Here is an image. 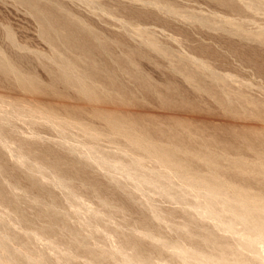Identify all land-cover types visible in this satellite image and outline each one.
<instances>
[{
  "label": "rangeland",
  "instance_id": "1",
  "mask_svg": "<svg viewBox=\"0 0 264 264\" xmlns=\"http://www.w3.org/2000/svg\"><path fill=\"white\" fill-rule=\"evenodd\" d=\"M34 1L30 0L31 4L29 0H0V59L3 60L0 63L16 67L17 72L31 76L49 92L53 91L48 87L51 81L64 70L73 69L78 75L92 66L101 75L93 80L96 85L92 86L98 94L102 90L97 88H104L103 93H107L105 97L102 93L101 97L113 100L112 105L108 102L110 107L117 108L118 100L120 108L136 111L140 107L142 111L158 114L159 122L144 119L150 125L137 127L143 134L146 131L145 137L151 136L155 143L158 141L157 144L172 150H177L181 144L186 147L192 140L188 142L192 149L179 146V153L189 154L178 153V158L191 165L195 174L192 171L190 175L185 171L177 174L160 166L157 160L130 144L118 132H112L101 120L87 116L78 118L81 123L84 120L86 129L59 125L56 120H47L38 112L40 109L31 107L29 111L30 107L12 104L13 96L24 91L16 86L14 75L5 78L0 74V92L8 97L4 101L0 98V196L4 195L0 197V264H207L208 259L220 256V251L232 262L263 264L264 242L258 240L253 248L248 247L244 242L249 236L247 227L239 222L232 223L236 232L227 230L226 225L232 220L229 213L221 209L222 204L217 209L227 213L219 211L224 217L222 221L204 213L210 197L201 179L212 178L213 184L221 185L223 196H229L230 201L234 199L231 203L241 202L235 188L243 185L251 197L258 198L249 195L251 200H247V205L252 203L249 208L264 211V183L260 182H264V140L259 141L255 135L247 136L255 147L244 135L233 129L230 133L226 130L227 125V129H231L229 125L234 124L238 128L264 126V1ZM49 14L53 16L51 19ZM58 27L65 29L62 31L63 28ZM50 28L52 32H48ZM54 30H61L63 34ZM54 38L59 41L52 42ZM76 44H80L79 47ZM68 45L76 47L72 49ZM56 84L53 88L66 95L64 100L85 102L81 98L80 101L74 90L59 82ZM108 91L114 97L111 98ZM119 97L124 102L119 101ZM240 99L241 103H237ZM163 101H167V105ZM226 104L231 105L228 106L230 110ZM253 104L260 105L256 108ZM248 110L257 114L249 115ZM172 115L185 116L187 120L175 122L177 119ZM194 118L199 119L195 122ZM189 119L191 122L193 119L192 124ZM194 122L199 127H195ZM216 122L218 124H214ZM174 123L175 128L177 123L184 128L179 126L173 130ZM168 128L175 132L172 134ZM192 128L197 130L191 132ZM178 130L187 133L182 131L183 135L179 131L177 134ZM160 133L171 134L172 140L171 135L168 140V136L163 138ZM181 134L186 137L184 140ZM175 135H181L182 143L174 140L178 138ZM209 137L212 140L205 144L204 140ZM168 141L174 148L165 144H169ZM193 144H197L195 148ZM182 154L186 156L183 158ZM204 155L206 158L213 156L214 167L204 164ZM188 156H193L197 162L192 158L188 161ZM137 159L142 162L140 166ZM237 160L241 164L245 162L242 166L247 169L243 166L239 170L241 164H236ZM234 165L238 167H232ZM239 212L246 214L244 209ZM197 234L205 237L201 239L203 242ZM221 246L224 250L220 248L219 251Z\"/></svg>",
  "mask_w": 264,
  "mask_h": 264
},
{
  "label": "bare ground",
  "instance_id": "2",
  "mask_svg": "<svg viewBox=\"0 0 264 264\" xmlns=\"http://www.w3.org/2000/svg\"><path fill=\"white\" fill-rule=\"evenodd\" d=\"M34 0H32V2H33ZM249 1V0H248ZM251 1V0H250ZM260 1V0H259ZM264 0H262V2H263ZM32 2H30V0H29V3H31L32 4ZM35 2V1H34ZM235 2V1H234ZM242 2V1H241ZM36 3V2H35ZM35 3H34V5H35ZM230 4H231V1L229 2ZM248 3V2H247ZM222 4H224V3H222ZM227 3H225L224 5H226ZM253 4V3H252ZM33 5V7H34V9H35V6ZM31 6V5H30ZM234 5L232 4V7H233ZM235 6H237V4L235 5ZM241 6H242V4H241ZM252 6V5H251ZM245 7V6H244ZM228 8V7H227ZM235 9V8H234ZM36 10H37V7H36ZM49 11V10H48ZM41 12H43L42 10H41ZM41 12H39V14L41 13ZM47 12V11H46ZM45 12V14H46V16H47V13H49V12H47L46 13ZM51 12V11H50ZM234 12H236V11H234ZM239 12V11H238ZM37 13H38V10H37ZM52 13V12H51ZM260 13V12H259ZM52 15V14H51ZM210 15V14H209ZM40 16H41V14H40ZM49 16H50V14H49ZM53 16H50V19L52 18ZM43 18V17H42ZM46 19V18H45ZM45 19H40V20H45ZM54 19H55V16H54ZM203 19V18H202ZM226 19V18H225ZM231 19V18H230ZM38 20H39V17H38ZM223 20V19H222ZM49 21H51V20H49ZM45 22H47V20H45ZM52 23H53V25H58V24H55L54 23V20H52L51 21ZM56 22V21H55ZM48 23V22H47ZM44 24V23H43ZM204 24V23H203ZM229 24V23H228ZM231 24V23H230ZM58 26H61L60 24L58 25ZM55 27H57V26H55ZM68 27H69V25H68ZM73 27V26H72ZM72 27H70V29H72ZM83 27V26H82ZM59 29H62V28H60V27H58ZM44 29V28H43ZM64 29L65 28H63V30L62 31H64ZM66 29H68L67 27H66ZM73 29H74V27H73ZM80 29V28H79ZM49 29H47V31H48ZM52 30V28H50V30L48 31V32H50ZM69 30V29H68ZM75 30H76V32H77V29L75 28ZM219 30V29H218ZM46 31V30H45ZM53 31V30H52ZM51 31V32H52ZM55 31V30H54ZM58 30H56L55 32H57ZM62 31L60 30V31H58V33L59 32H61V35L63 34L62 33ZM67 31V30H66ZM72 31V30H71ZM70 31V32H71ZM74 31V30H73ZM242 31V30H241ZM75 32V31H74ZM73 32V34H76V32L74 33ZM47 34V33H46ZM55 34V33H54ZM60 34V33H59ZM68 34H70V33H68ZM67 34V35H68ZM72 34V33H71ZM47 35H49V33L47 34ZM53 34L51 33V35L50 36H52ZM66 35V34H65ZM59 36V35H58ZM69 36V35H68ZM72 36V35H71ZM70 36V37H71ZM53 37V36H52ZM52 37H49V39L50 38H52ZM63 37V36H62ZM75 37V36H74ZM57 38V37H56ZM61 38V37H60ZM72 39H77V38H73V37H71ZM59 39V38H58ZM53 41L52 42H54V40H55V38L54 39H52ZM62 40H64V39H62ZM78 40H80V39H78ZM81 40H83V39H81ZM55 41H59V40H55ZM77 41V40H76ZM147 41V40H146ZM149 41V40H148ZM262 41V40H261ZM60 42H61V39H60ZM63 42V41H62ZM69 42H70V38H69ZM74 42V41H73ZM78 42H80V41H78ZM78 42H77V44H78ZM88 42V41H87ZM64 43H65V41H64ZM63 43V44H64ZM76 43V42H75ZM80 43H82V42H80ZM261 43V42H260ZM67 44H71V43H67ZM76 44V45H77ZM84 44H85V42H84ZM152 44V43H151ZM154 44V43H153ZM76 45H73L74 47H76ZM80 45V44H79ZM79 45H77L78 47H79ZM88 45V44H87ZM69 46V45H68ZM82 46H83V44H82ZM81 46V47H82ZM65 47V46H64ZM72 48V46L70 45L69 46V48H72V49H75V48ZM77 47V48H78ZM86 48V47H85ZM79 49V48H78ZM83 49H84V47H83ZM86 49H88V48H86ZM85 50V49H84ZM83 51V50H82ZM87 51H89V49L87 50ZM87 53H89V52H87ZM232 53V52H231ZM82 54V53H81ZM83 56V55H82ZM80 58H82V57H80ZM77 60H78V56H77V58H76ZM249 60V59H248ZM1 61H3V60H1L0 59V62ZM245 61V60H244ZM65 62V61H64ZM72 62V61H71ZM80 61L78 60V65L80 64L79 63ZM82 62V61H81ZM89 62V61H88ZM201 62V61H200ZM246 62V61H245ZM3 63H5V62H3ZM73 63L75 64V62H74V60H73ZM94 63V62H93ZM2 63H0V74L3 76V77H5V78H7L9 75H14V77H15V80L17 81V84L18 85H16V86H18L19 87V89L21 88V90H23L24 91V93H22L21 95H14L13 96V99H11L12 100V104H16V103H18V104H20V106L21 105H23V108L24 107H30L29 108V111L30 110H32L31 109V107H35L37 110L38 109H40V111H38V112H40V114H42L47 120H56L57 122H58V124L59 125H62V124H66V125H69V126H76V127H81V128H87L86 127V125L84 124V120L82 121V123H81V121L78 119V118H80V117H82V116H87V118H90L91 117V119H98V120H101V121H103L108 127H109V129L110 130H113L112 132H118L122 137H124L126 140H128V142H130V144H133V145H135L138 149H140V150H142V151H144V152H146V154H148V156H150V158H154L155 160H157V162L159 163V164H161L160 166H164V167H166V169L168 168V169H170L171 171H173V172H175V173H177L178 174V171H185L186 173H188L189 175L190 174H192L193 173V171H192V166L190 165L189 166V164L188 165H186L185 163H183L185 160H183V162L178 158V153H179V146H181V147H185V146H183V144H181V145H179L178 146V151L177 150H172V149H168L167 147H165V146H162V145H160V144H157V143H159L158 141H157V143H155L154 142V140H152V138H150V137H145L144 135L146 134L147 135V133H146V131H145V134H143L142 133V131L141 132H139V130L137 131V127H143L145 124V126H149L150 124L149 123H146V122H144L143 120L144 119H149V120H155V122L159 119V116H158V114L156 113H154V112H152V113H150V112H148V110H147V112H145V110L144 111H142V109L139 107V109H141V110H139V109H137L136 111H132V110H130V109H126V107H124V108H120V107H122V105L121 104H119L120 105V107H119V105H118V100H116L117 101V103H115V104H117V108H114V107H110L109 105H108V102H110L109 104L110 105H112L113 103L111 102V101H113L112 99H110V98H108L110 95H111V93L109 92L108 93V97H106V98H108V100L107 99H104V98H102L101 96L104 94L103 93V87L100 89H98L97 88V90H102V92H100V94H98L99 93V91H96V89H95V83H93V80H96L98 77L100 78L101 77V75L99 76L98 75V71H96V69L95 68H92V64H90L89 66H91L89 69H87V72H85V73H79L78 75L73 71V69H67L66 71L64 70L61 74H59V75H57V77L55 78V81H51V83L49 84V86L48 87H51V90H53V91H51V92H49L48 91V89L47 88H45V86H42V85H40L38 82H36V80H34L33 78H31V76L30 77H26V76H24V75H22L21 73H19V72H17L16 71V67L15 68H13V67H11V66H9V65H1ZM73 64V65H74ZM86 64V63H85ZM88 64V63H87ZM72 65V66H73ZM71 66V65H70ZM70 66H68V67H70ZM71 66V67H72ZM76 66V65H75ZM74 66V67H75ZM205 66V65H204ZM77 67V66H76ZM95 67V66H94ZM73 68V67H72ZM78 69V68H77ZM75 70V69H74ZM59 71V70H58ZM76 71V70H75ZM76 74V75H75ZM33 76V75H32ZM108 76V75H107ZM214 76V75H213ZM232 76V75H231ZM215 77H216V75H215ZM111 78H112V76H111ZM213 78V77H212ZM91 79H92V81H91ZM113 79V78H112ZM189 79V78H188ZM220 79V78H219ZM111 80V79H110ZM109 80V81H110ZM190 80H191V78H190ZM15 81V82H16ZM217 81V80H216ZM60 83V84H62V86L64 85V86H66L67 88H70V89H72V90H74V93L76 94V96H78L79 97V99L81 98L83 101H85V102H83V103H76V102H73L72 101V103L71 102H69V101H71V100H64L65 98H66V95L63 93V92H56L55 90H54V86H57V84L56 83ZM97 82V81H96ZM112 82V81H111ZM219 82V81H218ZM217 82V83H218ZM222 82V81H221ZM223 82H224V80H223ZM99 83V82H98ZM149 83V82H148ZM215 83V82H214ZM220 83V82H219ZM92 84L94 85V86H92ZM111 84V83H110ZM223 84V83H222ZM220 85V84H219ZM219 85H217L218 87H219ZM1 86V85H0ZM228 86V85H227ZM17 87V88H18ZM97 87H99V86H97ZM109 87V86H108ZM221 88V87H220ZM2 89H4V88H2ZM113 89V88H112ZM115 89V88H114ZM224 89V88H223ZM56 90H58L57 88H56ZM106 90V89H105ZM104 90V91H105ZM226 90V89H225ZM107 91V90H106ZM120 91V90H119ZM119 91H117V92H119ZM222 91H224V90H222ZM214 92V91H213ZM14 93V92H13ZM66 93V92H65ZM73 93V94H74ZM103 93V94H102ZM107 93V92H106ZM105 93V94H106ZM230 93V92H229ZM6 94V93H5ZM18 94H20V93H18ZM102 94V95H101ZM105 94H104V96L103 97H105ZM116 94V93H115ZM118 94V95H117ZM116 95L117 96H119V94L120 93H117ZM122 94H123V92H122ZM7 95V94H6ZM6 95L4 96V94H2L1 92H0V98H3L2 100L4 101V98H6ZM100 95V96H99ZM225 95H227V94H225ZM238 95V94H237ZM113 96V95H112ZM112 96H110L111 98H112ZM126 96V95H125ZM239 96V95H238ZM114 97V96H113ZM117 97H115V99H116ZM228 98V97H227ZM242 98V97H241ZM245 98V97H244ZM6 99H8V97L6 98ZM80 99V101H82ZM125 99V98H124ZM166 99V98H165ZM1 100V99H0ZM10 100V101H11ZM122 101V98H120L119 97V101ZM215 100V99H214ZM220 100V99H219ZM236 100V99H235ZM77 101V100H76ZM229 101V100H228ZM244 101V100H243ZM250 101V100H249ZM87 102V103H86ZM122 102H124V101H122ZM164 102V101H163ZM235 102H237V101H235ZM84 103H86V104H84ZM119 103H121V102H119ZM170 103V102H169ZM217 103V102H216ZM237 103H241V99H240V102H237ZM250 103V102H249ZM252 103V102H251ZM250 103V104H251ZM123 104V103H122ZM133 104V103H132ZM164 104H166L167 105V101H165L164 102ZM220 104H222V102L220 103ZM170 105H172V104H170ZM224 105V104H223ZM247 105V104H246ZM254 105V104H253ZM252 105V106H253ZM259 105L260 104H258V105H256V106H258L259 107ZM127 106H129V105H127ZM168 106H169V104H168ZM226 106L228 107V106H231V105H228V104H226ZM226 106H223V107H225L226 108ZM255 106V105H254ZM253 106V107H254ZM255 106V107H256ZM132 107H134V106H132ZM131 107V108H132ZM220 107V106H219ZM233 107V109H234V106H232ZM231 107V108H232ZM244 108H246L245 106H243ZM248 107V106H247ZM255 107L253 108V110L255 109ZM262 107V106H261ZM264 107V106H263ZM136 108H138V107H136ZM171 108V107H170ZM175 108V107H174ZM224 108V111L225 110H227V111H229L230 110V108H229V110L228 109H225ZM241 109H242V107H240ZM257 108V107H256ZM22 109V108H21ZM133 109V108H132ZM233 109H231L232 111H233ZM246 109H248V108H246ZM25 110V109H24ZM35 110V109H34ZM256 111L258 110V109H255ZM263 110H264V108H263ZM262 110V111H263ZM36 111V110H35ZM158 111V110H157ZM247 111V110H246ZM33 112V111H32ZM248 112H249V110H248ZM248 112H246L247 114H248ZM258 112V111H257ZM257 112H256V114H257ZM36 113H37V111H36ZM172 113V112H171ZM228 113V112H227ZM251 113H253V112H251ZM250 112H249V115L251 114ZM255 113V112H254ZM263 113V112H262ZM261 113V114H262ZM29 114V113H28ZM34 114V113H33ZM32 114V115H33ZM170 114V113H169ZM174 114V113H173ZM178 114H180L179 112H178ZM232 114V113H231ZM235 114V113H234ZM256 114H254V115H256ZM261 114H260V116H261ZM160 115V114H159ZM166 115V114H165ZM177 115V114H176ZM185 115H187V118H189L188 117V114H185ZM192 115V114H191ZM239 115V114H238ZM248 115V116H249ZM251 115H253V114H251ZM253 115V116H254ZM258 115H259V113H258ZM162 116V115H161ZM175 116V115H174ZM194 116V115H193ZM198 116V115H197ZM204 116V115H203ZM206 116V115H205ZM233 116V115H232ZM259 116V117H260ZM262 116H263V114H262ZM163 117H164V114H163ZM169 117V116H168ZM167 117V119H169V120H171L170 118H168ZM172 117H173V115H172ZM185 117V116H184ZM184 117H182V116H176V117H173V118H176L177 120L175 121V122H182L183 120H185L186 119V117L184 118ZM192 117V116H191ZM207 117V116H206ZM234 117V116H233ZM250 117V116H249ZM257 117V116H256ZM258 117V118H259ZM264 117V116H263ZM44 118V119H45ZM86 118V117H85ZM86 118V119H87ZM184 118V119H183ZM211 118V117H210ZM235 118V117H234ZM239 118V117H238ZM261 118V117H260ZM199 119V118H198ZM197 119V120H198ZM205 119V118H204ZM208 119H209V116H208ZM217 119V118H216ZM236 119H237V117H236ZM240 119H242L241 117H240ZM262 119V118H261ZM82 120V119H81ZM160 120H161V118H160ZM165 120V119H164ZM187 120V119H186ZM194 120H195V118H194ZM197 120H195V122L197 121ZM205 120H207V118L205 119ZM213 120L214 119H212L211 120V122H213ZM219 120V119H218ZM7 121V120H6ZM86 121V120H85ZM143 121V122H142ZM146 121V120H145ZM189 121H190V119H189ZM189 121H187V122H189ZM204 121V120H203ZM209 121V120H208ZM208 121H206V124L207 123H210V122H208ZM217 121V120H216ZM232 121V120H231ZM231 121H228V122H231ZM253 121V120H252ZM255 121V120H254ZM253 121V122H254ZM88 122V121H87ZM141 122H142V124H141ZM147 122H148V120H147ZM154 122V123H155ZM157 122H159V120L157 121ZM160 122H162V121H160ZM186 122V121H185ZM192 122H193V119H192ZM192 122L190 121V124H192ZM194 122V123H195ZM202 122V121H201ZM244 122V121H243ZM247 122V121H246ZM251 122V121H250ZM92 123V122H91ZM164 122H162V124H163ZM198 123V122H197ZM199 123H200V121H199ZM232 123V122H231ZM230 123V124H231ZM256 123H257V121H256ZM255 123V124H256ZM88 124V123H87ZM155 124H157V123H155ZM165 124V123H164ZM175 124L176 123H174V127H173V125H172V128H173V130H175L177 127H179L180 125H178V123H177V127L175 128ZM185 124V123H184ZM190 124L188 125V127L190 126ZM196 124V123H195ZM213 124V123H212ZM214 124H218L217 122L216 123H214ZM233 124V123H232ZM241 124V123H240ZM259 124V123H258ZM262 124V123H261ZM143 125V126H142ZM170 125V126H171ZM194 125V124H193ZM197 125V124H196ZM196 125H194L195 127H199L198 125L196 126ZM204 125V124H203ZM224 126H225V123L223 124ZM236 124H234V126H231L230 127V125H229V128H231V129H227L228 128V125L226 126L227 128H226V130H228L227 132H229L230 133V130H232L233 129V131H235V132H237V133H240V134H242V135H244L246 138H248L247 136H250V135H255L256 136V138H260L259 139V141L260 140H264V126H262V125H259V126H261V127H258V125L256 126V125H245V126H243V127H240V128H238L237 126H235ZM186 126V125H185ZM223 126V127H224ZM241 126V125H240ZM153 127H154V125H153ZM181 127V126H180ZM204 127V126H203ZM14 128V127H13ZM63 128V127H62ZM75 128V127H74ZM149 128V127H148ZM159 126L157 127V130H159ZM175 128V129H174ZM182 128V127H181ZM180 128V129H181ZM184 128V127H183ZM182 128V129H183ZM186 128V127H185ZM189 128H191V127H189ZM188 128V129H189ZM217 128H219V129H221L220 127H218L217 126ZM84 129V130H85ZM89 129V128H88ZM144 129V128H143ZM168 129H170V128H168ZM179 129V128H178ZM187 128H186V130H188ZM201 129V128H200ZM199 129V130H200ZM204 129V128H203ZM213 129V128H212ZM71 130H72V128H71ZM91 130H94V129H92L91 128ZM109 130V131H110ZM141 130V129H140ZM167 130V129H166ZM192 130V131H191ZM190 131L191 132H193V131H196L195 129L193 130V128L191 129ZM198 130V131H199ZM87 131V130H86ZM148 131V130H147ZM152 131V130H151ZM154 131V130H153ZM163 131V130H162ZM168 131H170L172 134H173V132H175V131H173L172 132V129H170V130H168ZM179 131H181V130H178V132H177V134H179ZM182 131H184L185 132V130H182ZM181 131V132H182ZM190 131H189V133H190ZM200 131H202V130H200ZM232 131V132H233ZM1 133H2V131H0ZM83 132V131H82ZM82 132H80V133H82ZM89 132V131H88ZM149 132H150V130H149ZM159 132H161V131H159ZM165 132V131H164ZM164 132H162V133H164ZM184 132H182V134L184 133ZM203 132V134H204V131H202ZM0 133V134H1ZM36 133V132H35ZM90 133V132H89ZM92 133V132H91ZM162 133H160L162 136H163V138H164V136H168L167 138H168V140H169V138L172 140V135L171 134H169V135H171L170 137H169V135H164V134H167L166 132L164 133V134H162ZM185 133H187V132H185ZM197 133V132H196ZM228 133V134H229ZM234 133V132H233ZM87 134V133H86ZM93 134V133H92ZM102 134V133H101ZM105 134V133H104ZM154 134V133H153ZM155 134H157V133H155ZM160 134L158 135V136H160ZM176 134V133H175ZM181 134V135H182ZM191 134V133H190ZM189 134V135H190ZM198 134V133H197ZM83 135H85V134H83ZM95 135V134H94ZM93 135V136H94ZM150 135V134H149ZM151 135H152V133H151ZM181 135H175L176 137H178V138H175V137H173V139L174 140H177V139H179V137L181 136ZM184 135V134H183ZM183 135H182V137H183ZM185 135H188V134H185ZM196 135V134H195ZM195 135H192V136H195ZM198 135H200V134H198ZM229 135H231V134H229ZM235 135V134H234ZM237 135V134H236ZM73 136V135H72ZM153 136V135H152ZM157 136V135H156ZM191 136V135H190ZM190 136H188V137H190ZM197 136V135H196ZM195 136V137H196ZM90 137H91V135H90ZM98 137V136H97ZM102 137V136H101ZM103 137H105V136H103ZM208 137V136H207ZM207 137H204L205 139H207ZM211 137V136H210ZM209 137V138H210ZM234 138H235V136H233ZM241 137V136H240ZM110 138V137H109ZM184 138H186V137H183V139L182 140H184ZM191 138V137H190ZM197 138H201V137H198L197 136ZM208 138V140H204L205 141V144H206V141H209V140H212L211 138L209 139ZM104 139V138H103ZM148 139H151L152 140V142H151V140L149 141ZM202 139V138H201ZM238 139V138H237ZM242 139V138H241ZM245 139V138H244ZM95 140V139H94ZM93 140V141H94ZM114 140V139H113ZM112 140V141H113ZM117 140V139H116ZM162 140H164V139H162ZM170 140V142L172 143L173 141H171ZM180 141H181V139H179ZM214 140H215V138H214ZM240 140V139H239ZM248 140H249V138H248ZM253 140V139H252ZM111 141V140H110ZM125 141V140H124ZM165 141V140H164ZM178 141V140H177ZM179 141V142H180ZM186 141H188V140H186ZM189 141H192V140H189ZM188 141V142H189ZM241 141V140H240ZM244 141V140H243ZM247 141V140H246ZM246 141H245V143H246ZM249 141H251V138H250V140ZM248 141V142H249ZM258 141V143L260 144V142ZM165 142H167V141H165ZM164 142V143H165ZM169 142V141H168ZM170 142H169V144H170ZM188 142H187V148L188 149H190L191 148V146L189 147V144H188ZM200 141H199V139H198V142H196L197 144L199 143ZM213 142V141H212ZM216 142V141H215ZM242 142V141H241ZM252 142L253 141H251L250 143L252 144ZM163 143V142H162ZM175 143H176V141H175ZM181 143H182V141H181ZM185 143V145H186V142H184ZM202 143V145H203V142H201ZM214 143V142H213ZM257 143V142H256ZM261 143H263L262 141H261ZM165 144H167L168 145V147L170 148V146L172 145V144H168V143H165ZM197 144H195V146L197 145ZM204 144V145H205ZM216 144V143H215ZM246 144H249V143H246ZM251 144L250 145H248L249 147L251 146ZM254 144V143H253ZM252 144V146H255L256 144H254L253 145ZM164 145V144H163ZM177 145H178V143H177ZM203 145V146H204ZM221 145V144H220ZM258 145V144H257ZM263 145V144H262ZM174 145H172V147H173ZM176 146V145H175ZM194 146V144L192 145V147ZM195 146H194V148H195ZM199 146H201L200 144H199ZM207 146V145H206ZM259 146V145H258ZM261 146V145H260ZM171 147V148H172ZM185 147V148H186ZM198 147V146H197ZM196 147V148H197ZM210 147V146H209ZM215 147H217V145L215 146ZM256 147V146H255ZM261 147H263V146H261ZM17 148V147H16ZM133 148V147H132ZM174 148V147H173ZM193 148V149H194ZM203 148H205V147H203ZM208 148V147H207ZM9 149V148H8ZM183 149V148H182ZM192 149V148H191ZM198 150H199V148H197ZM196 149V150H197ZM251 149H252V147H251ZM74 150V149H73ZM137 150V149H136ZM180 150H181V148H180ZM186 150V149H185ZM205 150H207V149H205ZM204 150V151H205ZM12 151V150H11ZM190 150H188V152H189ZM192 151V150H191ZM190 151V152H191ZM201 151V150H200ZM199 151V152H200ZM204 151L202 150V152H200V153H202V154H204ZM208 151V150H207ZM181 152V151H180ZM186 151H184V153H185ZM193 152H195L196 154H199L198 153V151L196 152V151H193ZM192 152V153H193ZM208 152H210L211 153V151H208ZM181 153H183V151L181 152ZM181 153H179L180 155H181ZM183 153V154H184ZM187 153V152H186ZM185 153V154H186ZM192 153H190V155L192 154ZM207 153V152H206ZM210 153H207V154H210ZM183 154H182V157L184 158V156H186V155H188L189 153H187L186 155H184L183 156ZM202 154H199V156H201ZM257 154V153H256ZM179 155V156H180ZM193 155V154H192ZM192 159H193V156H190ZM196 157V156H195ZM213 156H211V157H205V155L203 156V158H205V159H202L203 160V162H204V164H206V166H213L214 167V163H215V161H214V158H212ZM217 157H219V156H217ZM222 157V156H221ZM221 157H220V159H221ZM225 157V156H224ZM258 157V156H257ZM144 158V157H143ZM149 158V159H150ZM188 158H189V156H188ZM187 158V160L189 161V160H191V158H189L188 159ZM197 158H199L198 157V155H197ZM141 159V158H140ZM146 159L148 160V157H146ZM196 159V158H195ZM224 159V158H223ZM222 159V160H223ZM260 159V158H259ZM138 160V159H137ZM136 160V161H137ZM194 160V159H193ZM200 160V159H199ZM217 160V159H216ZM219 160V159H218ZM99 161V160H98ZM144 161V160H143ZM192 161V160H191ZM195 161V160H194ZM259 161V160H258ZM261 161V160H260ZM20 162V161H19ZM139 162H141V160L139 161H137V164L139 163ZM195 162H197V161H195ZM231 162V161H230ZM233 162V161H232ZM236 162V161H235ZM238 162H239V160H237V163L236 164H238ZM187 163V162H186ZM190 163V162H189ZM193 162H191V164H192ZM219 163H220V161H219ZM222 163V162H221ZM245 162H243L242 164H244ZM260 163V162H259ZM258 163V164H259ZM121 164V163H120ZM133 164H135V163H133ZM141 164H142V162H141ZM199 164H202V163H199ZM231 164V163H230ZM232 164H234V163H232ZM239 164H241V161L239 162ZM238 164V165H239ZM242 164L240 165L241 167L239 168V170L242 168L243 169V166H242ZM246 164V163H245ZM261 164V163H260ZM216 165H217V167H219L218 166V163H216ZM262 165V164H261ZM117 166H119L120 167V165H117ZM116 166V167H117ZM136 166V165H135ZM138 166H140V163L138 164ZM235 166H237V165H234V166H232V167H235ZM247 166V165H246ZM114 167H115V165H114ZM123 167V166H122ZM190 167V168H189ZM222 166L220 165V168H221ZM232 167L230 166V168L232 169ZM238 167V166H237ZM257 167V166H256ZM264 167V166H263ZM118 168V167H117ZM197 168V167H196ZM205 168V167H204ZM216 168V167H215ZM224 168V167H223ZM247 169V167H245L244 166V169ZM249 168V167H248ZM255 168V167H254ZM259 168V167H258ZM143 169V168H142ZM165 169V168H164ZM208 169H210V168H208ZM260 169L262 170V167H260ZM260 169H259V171H260ZM158 170H160V169H158ZM163 170V169H162ZM169 170V171H170ZM195 170V169H194ZM197 170V169H196ZM214 169H212V170H210V171H213ZM217 171L218 170H220V169H216ZM215 170V171H216ZM225 170V169H224ZM253 169H251V172H253L252 171ZM263 170H264V168H263ZM191 171H192V173H191ZM216 171V172H217ZM243 171V170H242ZM165 172V171H164ZM168 172V171H167ZM166 172V173H167ZM195 172V171H194ZM197 172V171H196ZM220 172H222V169L220 170ZM241 172V171H240ZM239 172V173H240ZM250 172V173H251ZM134 173V172H133ZM153 173V172H152ZM159 173V172H158ZM170 173V172H169ZM168 173V174H169ZM213 173H214V171H213ZM143 174V173H142ZM195 173H193V175H194ZM207 174V173H206ZM220 173L218 172V174L217 175H219ZM241 174V173H240ZM240 174H239V176H240ZM258 174V173H257ZM131 175V174H130ZM151 175H153V174H151ZM197 175V174H196ZM235 176H236V173L234 174ZM264 175V174H263ZM157 176V175H156ZM162 176H164V175H162ZM162 176H161V178H162ZM166 176V175H165ZM168 176V175H167ZM202 176H204V175H202ZM239 176H237V177H239ZM258 176H260L259 174H258ZM198 177V176H197ZM200 177V176H199ZM218 177V176H217ZM221 177V176H220ZM262 177V176H261ZM196 178V177H195ZM201 178H204V177H201ZM200 178V179H201ZM208 178H209V176H208ZM257 179L259 178V177H256ZM263 178V177H262ZM199 179V180H200ZM221 179H222V177H221ZM264 179V178H263ZM141 180V179H140ZM143 180V179H142ZM187 180V179H186ZM191 180V179H190ZM193 180V179H192ZM202 180V182L204 183V186H206L207 187V189L206 188H204V189H206V192L205 193H207L208 195H209V199H208V202H207V204H206V207H205V210H204V213L209 217V216H211L212 218H214V219H219V220H217L218 222L219 221H222L221 219H222V213H220L219 211H221V210H219V211H217V209H218V206L220 205V204H222L223 206H222V208L221 209H224L226 212H228L229 213V216H230V218H231V220H232V222L230 223V224H228V225H226V228H227V230H230V231H235V229H234V224H235V222H239V223H241V224H243L244 226H246L247 227V231H248V233H249V236L247 237V238H245V237H243V238H245V244L248 246V247H251V248H253L254 246H255V244L256 243H258L257 241L258 240H262L263 242H264V211H261V209H259L258 211L256 210V211H253L254 209H250L249 208V206H250V204H252V203H250L249 204V206L247 205L248 204V201L247 200H251L250 199V197L252 196V195H250L249 193H248V191L246 190V189H244L243 187V185H242V188L239 186V187H237V188H235V191H236V193H237V195H238V197H239V199L241 200V202L240 201H238V200H236V199H238V198H236L235 200L237 201V202H239V204L236 202V203H231L232 201L234 202V199L232 200V201H230L227 197H229V196H227V197H224L223 196V189H222V187H221V185H217L216 183H214L213 184V182H214V180L212 179V178H209V179H207V178H205L204 180L203 179H201ZM220 180V179H219ZM261 180V179H260ZM260 180H258V181H260ZM149 181V180H148ZM145 181L143 180V183H144ZM150 182V181H149ZM148 182V183H149ZM191 182H193V181H191ZM201 182V181H200ZM222 182V181H221ZM224 182H225V180H224ZM223 182V183H224ZM261 183H264L263 181H260ZM147 183V184H148ZM194 183V182H193ZM195 183H197V182H195ZM194 183V184H195ZM60 184V183H59ZM158 184V183H157ZM191 186H194V185H192V183H189ZM216 184V185H215ZM246 185V184H245ZM264 185V184H263ZM141 186V185H140ZM225 186V185H224ZM247 186V185H246ZM154 187V186H153ZM181 188V187H180ZM201 189V188H200ZM199 189V190H200ZM229 189V188H228ZM227 189V190H228ZM1 193V192H0ZM166 193V192H165ZM224 193H225V190H224ZM73 194V193H72ZM235 194V193H234ZM228 195V194H227ZM249 195H250V197H249ZM1 196H3L4 197V195H1ZM0 196V197H1ZM3 197H1V198H3ZM235 197H236V195H235ZM230 201H228L227 199ZM251 198H253V197H251ZM256 198H257V196H256ZM255 197L253 198V199H256ZM252 199V200H253ZM258 199V198H257ZM4 200V199H3ZM264 200V199H263ZM5 201H7L6 199H5ZM8 201H9V199H8ZM243 201V202H242ZM255 201V200H254ZM10 202V201H9ZM245 202H247V203H245ZM256 202H258V201H256ZM256 202H255V204H256ZM7 203V202H6ZM241 203V204H240ZM259 204H260V202H258ZM238 204V205H237ZM261 205H263V203L261 204ZM261 207V206H260ZM250 210H252V211H250ZM258 208H259V205H258ZM220 209V208H219ZM240 209H244V211H246V214H241L242 213V211H241V213L239 212L240 211ZM223 210V211H224ZM203 211V210H202ZM223 211H221V212H223ZM224 211V212H225ZM223 212V213H224ZM224 213L225 215L227 214V213ZM202 213V212H201ZM220 213V214H219ZM222 214V215H221ZM206 215H204L205 217H207ZM224 218V217H223ZM211 220V219H210ZM234 222V224H232ZM217 223V222H216ZM222 223V222H221ZM245 227V228H246ZM236 232V231H235ZM201 234H204V233H201ZM201 234H197V236H200ZM209 234V233H208ZM207 234V235H208ZM246 234H247V232H246ZM206 235V234H205ZM196 236V239L198 238ZM208 236H210V235H208ZM246 236V235H245ZM9 237V236H8ZM150 238H152L151 236H149ZM148 237V238H149ZM202 236H200L199 238H200V240L201 239H205V237L203 238H201ZM147 238V239H148ZM195 238V237H194ZM209 238V240L211 239L210 237H208ZM213 240H215L214 238H212ZM156 240V239H155ZM199 240V239H198ZM199 240V241H200ZM202 242H203V240H201ZM206 241H208V239H206ZM211 241V240H210ZM210 241H209V243H210ZM216 241V240H215ZM261 241V242H262ZM193 243V242H192ZM204 244H205V242H204ZM203 244V245H204ZM264 244V243H263ZM1 245V244H0ZM3 246V245H2ZM206 246V245H205ZM261 246V245H260ZM1 247V246H0ZM8 247V246H7ZM18 248V247H17ZM220 248H222V250H224L223 249V247L221 246V247H219V251H220ZM5 249V248H4ZM215 249H217V248H215ZM214 249V247H213V250H215ZM231 249V248H230ZM215 251H218V250H215ZM235 251V250H234ZM11 252V251H10ZM223 252V251H222ZM227 252V251H226ZM195 253H197V252H195ZM218 253V252H217ZM225 253V252H224ZM248 253V252H247ZM177 254H179V252L177 253ZM187 254V253H186ZM214 254H216V252L214 253ZM228 254V253H227ZM257 254V253H256ZM6 255V254H5ZM10 255V254H9ZM191 256H192V253L190 254ZM219 255L220 256H218V258H217V256H215L216 257V259L214 258H212V259H208L207 261V264H249V263H243V262H240L239 260V262H232V261H229L228 260V258L226 259L225 257H227V255L226 254H224V255H226L225 257H223L222 255H221V251H220V253H219ZM13 256H15L14 254H13ZM180 256V255H179ZM193 257V256H192ZM192 257H190V258H192ZM196 257V256H195ZM199 257V256H198ZM240 257V256H239ZM243 257V256H242ZM256 257V256H255ZM25 258V257H24ZM27 258V257H26ZM43 258V257H42ZM94 258H95V256H94ZM97 258V257H96ZM200 258V257H199ZM205 258H206V256H205ZM237 258V257H236ZM129 261V260H128ZM34 262V261H33ZM263 262V261H262ZM146 263V262H145ZM147 263H149V262H147ZM254 263V262H253ZM10 264V263H9ZM30 264V263H29ZM150 264V263H149ZM264 264V263H263Z\"/></svg>",
  "mask_w": 264,
  "mask_h": 264
}]
</instances>
